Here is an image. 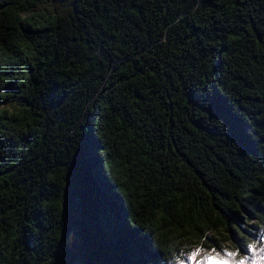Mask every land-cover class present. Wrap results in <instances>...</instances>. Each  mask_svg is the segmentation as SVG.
<instances>
[{
    "label": "trees",
    "instance_id": "obj_1",
    "mask_svg": "<svg viewBox=\"0 0 264 264\" xmlns=\"http://www.w3.org/2000/svg\"><path fill=\"white\" fill-rule=\"evenodd\" d=\"M197 250L264 264V0H0V264Z\"/></svg>",
    "mask_w": 264,
    "mask_h": 264
},
{
    "label": "rangeland",
    "instance_id": "obj_2",
    "mask_svg": "<svg viewBox=\"0 0 264 264\" xmlns=\"http://www.w3.org/2000/svg\"><path fill=\"white\" fill-rule=\"evenodd\" d=\"M218 253L219 252H216V251L214 252L213 250L197 252L194 259H190L191 256H187L185 258V260H183L180 264H224V263L231 264V262H229L230 259H228L226 257V253L224 256H222L224 259H221V257L218 256ZM206 257H214V258L213 259H206ZM233 258H234V261L241 259V258H237L236 256ZM244 258H246V257H244ZM245 263L251 264L247 260L245 261ZM176 264H178V263H176Z\"/></svg>",
    "mask_w": 264,
    "mask_h": 264
},
{
    "label": "snow or ice",
    "instance_id": "obj_3",
    "mask_svg": "<svg viewBox=\"0 0 264 264\" xmlns=\"http://www.w3.org/2000/svg\"><path fill=\"white\" fill-rule=\"evenodd\" d=\"M249 248H252V249H254L255 248V245H249ZM199 250H197V252H198ZM196 252H194L193 254H192V256L190 257V259H194L195 258V256H196ZM236 256V253H234V252H228V253H226V257L228 258V259H231V258H233V257H235ZM214 257H206V259H213ZM221 259H224L223 257H221ZM238 264H244V262H243V260H241V261H239L238 262Z\"/></svg>",
    "mask_w": 264,
    "mask_h": 264
}]
</instances>
